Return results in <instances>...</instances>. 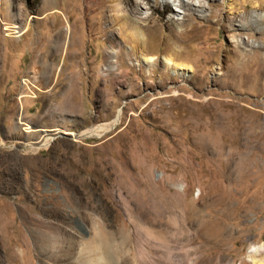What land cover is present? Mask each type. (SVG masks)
<instances>
[{"label":"rangeland","instance_id":"374dc122","mask_svg":"<svg viewBox=\"0 0 264 264\" xmlns=\"http://www.w3.org/2000/svg\"><path fill=\"white\" fill-rule=\"evenodd\" d=\"M112 3L0 0V264L264 259V0Z\"/></svg>","mask_w":264,"mask_h":264},{"label":"bare ground","instance_id":"6f19581e","mask_svg":"<svg viewBox=\"0 0 264 264\" xmlns=\"http://www.w3.org/2000/svg\"><path fill=\"white\" fill-rule=\"evenodd\" d=\"M99 1L103 2V3H109L108 6H110L111 8L115 7V4L112 3L115 0H99ZM113 11H116V9L113 10ZM112 16H114L116 19H118V21H122V25L123 26L130 27L131 29H133L132 30V37H133L134 42L136 44H138V43L141 44V45L144 44V34L138 29V24H139L138 20L133 19L129 14H126V13H124V14L112 13ZM173 36L176 39L183 38L182 34L179 33V32L173 33ZM167 63H169V62H167ZM121 112L122 111L120 110L118 115H117V117H116V119L112 122V124H110L111 127L112 126H116L118 124V122H119V120L121 118V114H122ZM97 134H99V130L97 128L88 129L84 133V135H89V136L97 135ZM52 139H53V137L48 136L46 138L45 143L43 145L47 146L51 142ZM34 149H38V147H35ZM159 216H160V214H159ZM138 232L146 240H150V241L154 240L155 241V239H156V238H154L155 231H154L152 226L145 225V228L138 229ZM257 252H263L264 253V246H252L250 251H249L251 256L256 254ZM252 261L254 262V264H264V259L255 260L253 258Z\"/></svg>","mask_w":264,"mask_h":264},{"label":"water","instance_id":"95a60500","mask_svg":"<svg viewBox=\"0 0 264 264\" xmlns=\"http://www.w3.org/2000/svg\"><path fill=\"white\" fill-rule=\"evenodd\" d=\"M82 137V136H81ZM53 140V139H52Z\"/></svg>","mask_w":264,"mask_h":264}]
</instances>
